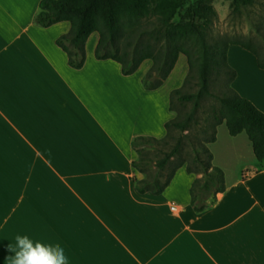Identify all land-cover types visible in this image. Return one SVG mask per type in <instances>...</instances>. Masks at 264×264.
<instances>
[{
    "label": "crops",
    "instance_id": "crops-1",
    "mask_svg": "<svg viewBox=\"0 0 264 264\" xmlns=\"http://www.w3.org/2000/svg\"><path fill=\"white\" fill-rule=\"evenodd\" d=\"M40 2L0 0V264L17 235L61 245L68 264H264V161L247 133L227 145L235 174L217 161L219 134L209 144L227 188L204 211L190 194L203 173L186 164L163 193H140L135 180L150 173L134 168L132 142L166 135L175 68L146 89L152 62L123 75L119 62L93 56L92 34L74 68L57 44L72 23L39 25ZM228 62L232 87L264 112L257 57L234 44Z\"/></svg>",
    "mask_w": 264,
    "mask_h": 264
},
{
    "label": "trees",
    "instance_id": "trees-1",
    "mask_svg": "<svg viewBox=\"0 0 264 264\" xmlns=\"http://www.w3.org/2000/svg\"><path fill=\"white\" fill-rule=\"evenodd\" d=\"M255 3L257 0H233L232 5L235 11H240ZM182 10L186 11L183 15L184 19L172 31L171 28L175 24L174 20L179 17ZM157 14H161L163 30L154 28L145 34L157 35V39L166 37L168 41H176L177 34L184 38L201 34L203 25L208 24L211 15H215L216 12L208 0H41L40 12L36 21L43 27H50L63 21L72 23L71 31L59 37L57 44L67 52L69 64L77 69L84 67L88 38L92 33L99 31L98 23L101 22L108 35L105 36L100 31L99 42L95 50L97 59H111L119 62L122 65L124 75L134 74L144 61L153 60L155 65L153 68L156 72L152 75L148 73L144 78L145 87L153 90L161 87L174 70L180 57L181 46L172 42L168 45L167 52L161 56L156 54L155 47L151 44L143 48L137 47L131 54L126 52L120 55V50L117 48L115 51L105 50L108 44L117 45L119 39L125 36L126 30H128V34L135 32L136 23L139 20ZM260 35L263 43V50L261 51L250 44H233L251 51L257 57L258 66L264 69V32ZM202 40L204 45L201 67L203 90L195 94L183 93L182 88L175 89L172 91L170 99L172 111L176 98L182 102L195 101V106H199L203 93L210 91L208 76L211 67L218 70L223 69L229 77L230 86L226 91H223L222 96L218 97L222 108L219 113H216L217 122L212 125V136L208 137L206 142L198 143L193 150V162L186 164L190 173L199 171L194 169V165H200L203 169V176L195 179L190 189L192 205L197 212L207 209L215 201L217 194L224 192L227 188L225 171L214 165V154L207 145V143L217 141L218 128L224 123V120H226L225 124L232 136H237L243 132L247 133L258 161H264V112L251 100L242 97L232 87L237 72L228 62L229 44L222 48L220 42L216 50V47L213 49L208 45L205 37ZM151 77L154 78L153 83L150 81ZM191 122V117L186 120L175 117L166 122L167 132L164 137L138 136L133 140V148L139 154V158L133 161L134 168L146 173H150V170L154 168L158 169L153 179H150L149 176L143 180H135L136 188L140 193H163L171 184L177 171L185 165L186 162L180 161L164 178L162 172L168 169L171 161L180 157L184 143L182 139H178L170 150L160 147V144L168 145L169 140L172 139L173 131L179 129L183 133L188 130ZM149 146L155 148L162 154V157L155 159L146 155L145 150ZM203 154L207 157L204 158Z\"/></svg>",
    "mask_w": 264,
    "mask_h": 264
},
{
    "label": "rangeland",
    "instance_id": "rangeland-1",
    "mask_svg": "<svg viewBox=\"0 0 264 264\" xmlns=\"http://www.w3.org/2000/svg\"><path fill=\"white\" fill-rule=\"evenodd\" d=\"M208 2L212 5L216 14L211 15L208 24L203 25L201 28V34H194L191 37L186 38L180 37L177 34L176 41H168L166 37L163 39L161 37L157 39V35L149 36L148 34H145L147 31H152L154 28L162 29L161 14H157L139 20L136 23L137 27L135 28V32L128 34V30H126L124 32L125 36L119 39L118 44H108L105 51H115L117 48L120 50V55H123L126 52L131 54L137 47L143 48L151 44L155 47L156 54L161 56L163 53L167 52L168 45L174 42L176 45L181 46L182 49L175 70L174 72L172 71L173 75L167 82V88H172L174 90L182 88L183 93H200L203 90L201 76L204 54L203 37L206 38L208 45L211 48L213 47V49L216 47V50L220 42L222 48L226 44H229L230 46L234 45L233 43H241L250 44L260 51L263 50L262 36L260 34L264 32V0H257V3L254 5L246 7L240 11H235L232 5L233 0H208ZM185 12V10H182L179 17L174 20L175 24L171 28L172 31L176 29L177 24L183 21V15ZM98 25L99 31L92 33V37L89 40L92 48L95 47V40H97L98 35L100 36V31L105 34V36L108 35L103 24L99 22ZM92 48L90 50H92ZM93 56L97 58L95 53ZM149 61H151L155 67L154 61ZM144 63L145 62H143V64ZM153 66L148 71L151 75L156 72ZM187 72L189 75H187V80L184 84L183 75ZM208 77L210 91L209 93H203V96L200 98L199 106H195V101L182 102L177 98L174 100L173 112L176 117H180L181 120H186L191 117L192 122L190 123L188 130L183 133L179 129L174 130L172 139L169 140L170 143L168 145L164 146L163 144H160V147L170 150L176 144L178 139H182L184 143L180 157L171 161L168 169L162 172L164 178L168 176L171 170L175 168L180 161L186 162L185 164L193 162L194 148L199 142H206L208 137L212 136V125L217 122V119H215L216 113H219L222 108L221 101L218 97L222 96L223 91H226L230 84L228 82L229 77L225 74L223 69L218 70L217 68L211 67ZM150 81L153 83L154 78L151 77ZM225 122L226 120H224V123L218 128L220 140L218 144L213 146V148L216 152L217 161L219 163H224L226 170L229 173L235 174L239 169L238 163L234 161L231 156L227 159L225 153H231L227 145H235V142H243L244 139L236 140L235 137L229 133ZM163 131L164 130L161 128V133ZM243 136L247 137L246 134H243ZM209 144L210 143H207L208 146ZM145 154L152 156L155 159L162 157V154L152 146L146 148ZM203 157L206 158L207 156L203 154ZM194 169H198L203 173V169L200 165H194ZM157 171L158 169L156 168L150 170V179H153L156 176Z\"/></svg>",
    "mask_w": 264,
    "mask_h": 264
},
{
    "label": "clouds",
    "instance_id": "clouds-1",
    "mask_svg": "<svg viewBox=\"0 0 264 264\" xmlns=\"http://www.w3.org/2000/svg\"><path fill=\"white\" fill-rule=\"evenodd\" d=\"M15 246L9 245L14 256L6 258L8 264H68V257L59 244H45L28 235H17Z\"/></svg>",
    "mask_w": 264,
    "mask_h": 264
}]
</instances>
